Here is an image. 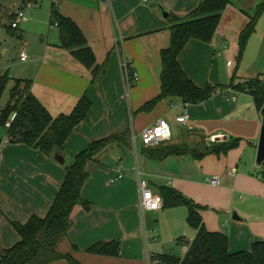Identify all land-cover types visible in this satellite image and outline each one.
Returning a JSON list of instances; mask_svg holds the SVG:
<instances>
[{"label":"crops","instance_id":"obj_1","mask_svg":"<svg viewBox=\"0 0 264 264\" xmlns=\"http://www.w3.org/2000/svg\"><path fill=\"white\" fill-rule=\"evenodd\" d=\"M107 1L108 5L103 0H57L56 4L60 14L80 30L95 64L103 67L98 80L93 82L91 70L59 47L58 30L50 25L57 33L41 39L46 45L31 54L20 79L30 81V93L53 118L68 115L80 98L88 99L85 118L67 138L63 151L57 152L63 164L54 160V154L4 143L6 130L0 125V255L18 241L13 223L46 215L73 157L111 136H124L127 143L111 145L88 164L80 193L87 204L73 209L67 235L56 245L58 253L70 255L79 264H149L157 255L174 256L169 246L173 240L179 245L187 233V208L142 212L139 180H145L156 194L172 189L201 207L204 228L226 235L231 254L264 242V164L256 163L263 123L248 93L227 88L235 74L230 77L232 65L227 61L226 69L222 60L238 53L239 35L251 15L227 0L212 40H190L177 58L196 87H220L211 98L197 105L164 100L143 111L159 94V56L169 46V16L183 18L202 0ZM26 3L29 0H3L0 23L9 21ZM50 7L51 3L48 16ZM121 55L131 61L137 74L128 93L119 67ZM229 77L230 83L224 85ZM247 80L239 78L234 84ZM185 113L187 123L178 124L176 118ZM158 120L166 121L172 132L164 146L184 154L155 160L142 146L139 151L132 148L131 135L139 136ZM213 177L219 179L217 187L209 184ZM98 243H117V255L89 253Z\"/></svg>","mask_w":264,"mask_h":264},{"label":"trees","instance_id":"obj_2","mask_svg":"<svg viewBox=\"0 0 264 264\" xmlns=\"http://www.w3.org/2000/svg\"><path fill=\"white\" fill-rule=\"evenodd\" d=\"M0 0V18L3 12ZM57 3L51 2L49 25L57 28L59 47L69 50L76 60L86 69L91 70L93 82L103 74V67L95 64L94 57L78 27L60 14ZM228 5L227 0H202L189 15L178 18L169 16V46L160 51V88L159 94L148 102L141 110L147 111L158 102L177 99L183 104L197 105L207 101L220 88L207 84L204 88L196 87L180 68L177 58L190 40L209 43L219 24L221 14ZM263 10L259 5L238 38V59L249 37L254 33L255 26ZM9 32H15L10 24L6 25ZM18 37L19 34L16 33ZM235 77L227 88L248 93L259 112L264 125V77L261 75L249 79L242 84H234ZM10 80L8 74L0 73V98ZM30 81L14 79L9 93V100L0 111V125L15 114L14 120L6 130L8 142L23 144L41 153L51 156L62 152L67 138L85 118L90 103L86 97L78 100L68 115L56 118L50 116L46 109L30 93ZM126 144L123 137L111 136L92 143L86 150L73 157L65 167L64 180L43 218L31 216L24 224L13 223L18 241L0 255V264H50L65 260L70 264H79L70 255L56 251L57 243L66 235L71 225L70 216L73 209L87 203L81 198V189L87 179V166L108 147L114 144ZM147 156L155 160H164L168 156L184 154L176 147L164 146L142 147ZM229 149V148H228ZM264 162L261 164L263 165ZM159 195L163 199L162 208L184 206L187 208L186 223L195 231L194 239L189 243L188 252L177 258L169 255H157L158 264H264V242L252 244L249 251L229 253L226 235L208 232L203 225L199 211L201 207L172 189H163ZM182 242V239L179 240ZM89 253L96 255L116 256L117 243H98L92 246Z\"/></svg>","mask_w":264,"mask_h":264},{"label":"rangeland","instance_id":"obj_3","mask_svg":"<svg viewBox=\"0 0 264 264\" xmlns=\"http://www.w3.org/2000/svg\"><path fill=\"white\" fill-rule=\"evenodd\" d=\"M17 1L18 0H11V2L14 3ZM228 1L234 8L240 9L251 16L261 4H263V10L259 16V19L257 20L255 32L247 40V43L241 54V58L238 59V53L235 55V57L231 56L228 59L222 58L223 65L226 68V62H230L232 65L229 68V71L231 72L230 77L232 74H235V81H238L239 78L253 79L259 75L263 76L264 0ZM29 2L31 3V7L28 10L25 8V20L19 23L16 31V33L21 34V37H18L14 31L9 32L4 26L9 24L11 19L9 21H7V19H2L0 23V73H6L10 78L0 98V109H2L9 100V93L14 85V79L23 78V72L26 71L27 66L32 61L31 54L36 53L40 47H44L46 45V43H41V39H45L47 36L49 38L50 36H53L57 33V30L55 28L49 27L48 24V13L51 0H29ZM21 49H23L25 52L28 60L25 64H22L19 61V53ZM230 77L229 80L224 83V85L230 83ZM135 137L136 140L134 150L139 151L141 146L140 137ZM129 141L132 146L131 139ZM194 232V230L188 227L187 233L185 237L182 238V242L178 243L179 245H176L175 241L173 240L169 246L171 250L170 254L177 258H182L184 256L182 253V246L190 245L188 241L194 238Z\"/></svg>","mask_w":264,"mask_h":264},{"label":"built area","instance_id":"obj_4","mask_svg":"<svg viewBox=\"0 0 264 264\" xmlns=\"http://www.w3.org/2000/svg\"><path fill=\"white\" fill-rule=\"evenodd\" d=\"M146 1V0H141ZM53 3H57V0H51ZM103 2L108 5L107 0H103ZM31 7L30 3H26L24 5V8H21L19 11H17L14 16L11 18L10 21V27L12 29H17L20 22L25 20V8L29 9ZM27 59L25 52L23 49H21L19 53V60L21 62H25ZM227 65H230L228 63ZM119 67L121 71V76L123 80V85L125 88L126 93L130 90V88L134 85V83L137 81V74L132 71V64L129 59H127L124 55H121L119 58ZM262 75L264 77V68L262 69ZM15 114L11 115V117L5 122L4 128H9L11 122L14 120ZM188 121L187 114H182L181 116L176 118V122L178 124L185 125ZM172 132L171 128L168 125V123L164 120H158L155 124L148 126L144 128L140 132V143L142 147L150 148L158 146L161 143H165L171 139ZM8 136H6L4 143H8ZM135 140L136 137L134 135H131V143L133 146V149H135ZM211 141H213V137L211 138ZM117 178L121 179L122 174L120 173V169L117 170ZM209 184L213 187H217L219 185V179L218 177H213L210 179ZM138 191H139V200H138V206L141 209L142 212L144 211H151V212H157L163 207V199L159 194H156L152 192L148 188V183L145 180H139L138 181ZM184 243V242H183ZM189 250L188 245L182 246V253L185 255ZM149 264H158V261L150 258Z\"/></svg>","mask_w":264,"mask_h":264},{"label":"water","instance_id":"obj_5","mask_svg":"<svg viewBox=\"0 0 264 264\" xmlns=\"http://www.w3.org/2000/svg\"><path fill=\"white\" fill-rule=\"evenodd\" d=\"M165 15V14H164ZM54 160L58 164H63V158L57 152L53 155ZM264 162V125L261 127L259 139L256 148V163L261 165Z\"/></svg>","mask_w":264,"mask_h":264}]
</instances>
